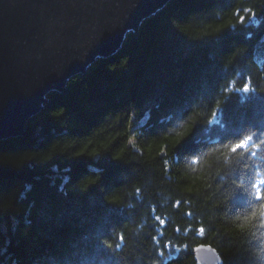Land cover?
Here are the masks:
<instances>
[{
	"label": "trees",
	"instance_id": "obj_1",
	"mask_svg": "<svg viewBox=\"0 0 264 264\" xmlns=\"http://www.w3.org/2000/svg\"><path fill=\"white\" fill-rule=\"evenodd\" d=\"M66 91L0 142V264H264V0H172Z\"/></svg>",
	"mask_w": 264,
	"mask_h": 264
},
{
	"label": "water",
	"instance_id": "obj_2",
	"mask_svg": "<svg viewBox=\"0 0 264 264\" xmlns=\"http://www.w3.org/2000/svg\"><path fill=\"white\" fill-rule=\"evenodd\" d=\"M172 0H0V142L25 134L52 93L98 60L135 44L142 24ZM196 264H221L194 248Z\"/></svg>",
	"mask_w": 264,
	"mask_h": 264
},
{
	"label": "snow or ice",
	"instance_id": "obj_3",
	"mask_svg": "<svg viewBox=\"0 0 264 264\" xmlns=\"http://www.w3.org/2000/svg\"><path fill=\"white\" fill-rule=\"evenodd\" d=\"M244 145H239L238 147H243Z\"/></svg>",
	"mask_w": 264,
	"mask_h": 264
}]
</instances>
